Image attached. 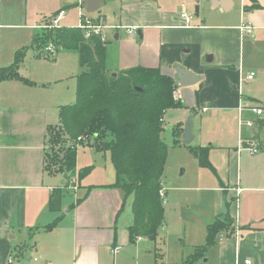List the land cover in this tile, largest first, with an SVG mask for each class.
<instances>
[{
	"label": "crops",
	"instance_id": "crops-1",
	"mask_svg": "<svg viewBox=\"0 0 264 264\" xmlns=\"http://www.w3.org/2000/svg\"><path fill=\"white\" fill-rule=\"evenodd\" d=\"M110 1L117 7L112 13L119 22L108 25L106 14L99 12L92 16V12L84 10L83 0H61L59 8L43 16L30 10V0H0V70L12 67L14 72L0 80V264H6L9 257L13 258V264H117L129 252L130 264H165L158 249L155 248L154 256L142 252L141 245L149 248L151 240L138 237L130 242L127 228L132 222L118 229V218L125 206L122 207L123 193L117 188L98 187L113 183L111 174L83 185L82 192V179L71 190L70 183L64 184L65 174L44 169L46 129L49 124H55L49 121L48 115L56 111L58 117L59 107L74 101H63L64 95L57 86L66 76L52 77L51 73L56 70L37 63L43 60L54 64L66 58L65 55H76L79 71L74 75L75 101L77 75L81 70L76 51L57 50L49 44L54 50L49 52L45 50L49 45H37L34 38L53 28L75 27V23L64 22L57 27L50 26L60 10L66 15L74 8L102 26L98 35L105 41L108 72L117 73L134 66L158 67L162 74L174 79V67L180 66L200 76L193 85L180 87L183 107L172 115L170 134L174 136L176 131L174 139L183 144L184 122L192 113L191 144L210 147L208 159L214 168L212 171L197 162L193 169V189L201 194L198 199L211 196L212 201L205 215L194 224V232H198V239L193 241L194 252L180 264H245V260L264 264V154L257 156L263 159L261 162L242 158V149L251 154L261 149L257 137L264 130L260 122L264 107L253 105L254 96H248L251 107L241 105L243 82L259 84L264 74V58L246 60L247 42L243 40L245 36L249 41L259 36L264 43V0H243L242 11L246 13L247 23L240 24L199 23L186 11V4L171 8L170 0H104L98 10ZM211 2L217 13H229L235 8L234 0ZM28 9L34 14L28 16ZM184 10L190 16L188 22L180 18ZM243 26L250 29L244 30ZM130 27L135 28V34L129 33ZM106 28L115 31L114 40L119 44V54L111 65L107 62L109 44L103 35ZM120 28H124L125 40L121 38ZM9 30L22 32L17 37L15 33H8ZM256 31L262 32L257 35ZM5 37L11 41L6 43ZM251 71L254 76L247 79ZM53 78L57 79L49 81ZM256 108L262 111L261 115L253 111ZM247 110L258 118L259 124L248 138L242 137L239 127V118ZM231 111H236L231 131L221 128L211 134L205 129L208 123L225 120ZM247 125L253 123L249 121ZM230 132L233 136L237 134L236 143H231L234 138ZM233 144L236 146L230 147ZM254 146L257 150L251 152L249 148ZM98 166L94 164L93 168ZM110 168L114 174L113 165ZM186 171L182 169L180 175ZM87 186L94 187L85 197ZM162 187L166 204L163 181ZM52 194L60 197L59 209L48 208ZM227 214L231 225L195 257V250L205 245L208 225ZM165 219L164 207L161 227Z\"/></svg>",
	"mask_w": 264,
	"mask_h": 264
},
{
	"label": "trees",
	"instance_id": "trees-1",
	"mask_svg": "<svg viewBox=\"0 0 264 264\" xmlns=\"http://www.w3.org/2000/svg\"><path fill=\"white\" fill-rule=\"evenodd\" d=\"M34 40L37 45L76 51L81 70L76 101L60 106L58 122L47 126L44 169L65 174L67 186L74 175L81 180L93 168H76L80 143L86 142L96 152H108L115 180L98 187L119 189L123 193L122 207L127 196L132 197L133 217L127 228L130 242L138 237L153 241L164 221L165 198L160 195L168 152L161 136L164 114L182 105L172 97L174 79L162 74L158 67L143 66L121 70L113 76L106 68L105 41L98 34L86 38L77 26L46 30L36 34ZM13 74L12 67L1 69L0 80ZM135 86L142 91H136ZM260 122L264 125V116ZM189 146L199 166L214 171L208 159L210 147ZM92 187H86L85 197ZM59 201L60 197L52 194L48 208L59 209ZM231 221L227 214L209 224L205 245L195 250V257L212 245Z\"/></svg>",
	"mask_w": 264,
	"mask_h": 264
},
{
	"label": "rangeland",
	"instance_id": "rangeland-1",
	"mask_svg": "<svg viewBox=\"0 0 264 264\" xmlns=\"http://www.w3.org/2000/svg\"><path fill=\"white\" fill-rule=\"evenodd\" d=\"M171 1V8H176L181 4H186V11L192 15V18L199 23H207V24H233V23H241L245 22L246 13L242 10V1L243 0H234L235 1V8L233 11L227 13H217V11L212 6L211 0H199L197 3L195 0H170ZM61 5V0H30V10L38 11L40 16H43L50 11H53L56 8H59ZM195 5H198V15H195ZM115 3L110 1L106 3L100 10L90 13L92 16L97 15L99 12L106 14L107 24H114L118 23L119 20L117 17H114L112 11H117V7H115ZM28 9V16L29 14H34ZM245 10V9H244ZM67 11V10H66ZM85 12V11H84ZM83 11H80L79 8H74L73 11H67V14L64 18L58 21L56 26H60L61 23H75L74 26L80 21L81 15ZM86 17L95 25H99L98 22H95L89 15ZM30 18H33L30 15ZM56 18V16H55ZM41 24V23H40ZM106 24V25H107ZM42 25V24H41ZM102 28L100 29V32ZM8 33H15L14 36H17L22 32V30H9ZM120 32L123 34L121 38L124 40L126 39V33L124 28H120ZM262 31L257 32L256 34H260ZM115 31L112 28H106L103 30L104 37L107 38L108 46V64H113V59L119 54V44L114 40L113 34ZM101 34V33H100ZM264 34V33H263ZM252 38V37H251ZM247 36L243 38L245 40L246 46L244 48V55L246 60H261L264 58V43L262 39L258 37H253L251 41ZM6 43L10 42L11 40L5 37ZM27 41L26 43H28ZM256 43L258 46H255ZM1 43L4 44V38L1 40ZM50 46V45H49ZM3 51V50H2ZM1 51V53H2ZM66 58H60L57 60L56 63L51 64L47 63L46 61H39L37 64L42 65L44 67L53 68L56 70V73H51L52 77L63 78V75L66 77L59 81L57 86L58 89L63 93L64 99L63 101H74L75 102V78L74 75L79 71L78 68V59L77 56L74 54L65 55ZM264 61V60H263ZM264 64V62H263ZM264 68V66H262ZM264 70V69H263ZM258 73V72H257ZM258 74L257 77H259ZM263 78H259V84L255 83H245L243 82L242 87V106L243 107H251V101L249 97H253L256 102L253 105L264 107V74ZM57 78L50 79L49 81H53ZM55 84V83H53ZM52 84V85H53ZM247 91V92H246ZM249 93V94H248ZM73 102V103H74ZM180 107H183L182 105ZM171 108L166 111L164 117V131L162 137L165 139V144L168 147L167 158L165 162V170L163 173L162 181L163 186L167 190L166 196V204L165 207V223L164 225L158 230L156 238L151 241L150 247L145 248L141 245L142 252L147 253L146 256H154L155 248L158 249L159 252L162 254V262L165 264H180L183 258L194 252L195 247L193 246L194 239H198V232H194V224L198 223L201 220V217L205 215L208 211L211 196L207 198H200L201 194L193 189L192 178H193V169L197 166V161L194 157L193 151L191 149L192 144L184 145L181 144L178 140L174 138L177 137L176 135H171L170 132L172 131V115H175V112H178V108ZM52 112V109L49 110ZM235 114L236 111H231L227 113V118L220 122H212L208 123L205 129L213 134L214 130L223 129V131H231V127H233V123L235 122ZM188 117V115H187ZM186 117V119H187ZM199 117V115L197 116ZM49 121L52 123L58 122L57 112L54 111L49 113L48 115ZM185 119V120H186ZM257 117L252 114L251 110H247L244 116L239 118L240 121V129L242 130V137H250L254 132V129L258 127ZM251 121L253 123L252 126H248L247 123ZM231 136L234 138L231 143H236L238 140V136L235 133L234 136L230 132ZM260 143V150L257 154L250 153L248 150L242 149V158L243 160L253 161L256 160L257 162H261L263 159L258 158L257 156H261L264 154V130L259 133L257 137ZM236 144H233L235 147ZM241 146L240 148H242ZM233 149V148H232ZM253 159V160H252ZM96 161V162H95ZM99 164L97 169L92 168L90 172L85 175L81 180V191L84 192L83 185L87 183H95V181L99 180V177H106V173L111 174L113 181L115 180V173L111 172V160L110 155L108 152L100 153L94 151L92 147H89L86 143H82L77 147V155H76V167L80 166H87L90 165L93 167L95 164ZM105 165H109L108 167H104ZM186 168V173L180 175L182 169ZM75 181H68L69 188L71 190L75 189L74 187L77 186V176H73ZM72 179V178H71ZM102 179V178H101ZM163 191V187L161 189ZM73 193V192H72ZM80 193V192H79ZM164 194V193H162ZM211 197V198H210ZM198 199V200H197ZM131 202L132 197L129 195L125 199L124 209L118 218L117 227L118 229H123L126 227L128 223L132 222V210H131ZM195 237V238H193ZM197 237V238H196ZM203 239V232L201 235ZM132 248V246H131ZM123 249L121 252H123ZM206 251V250H205ZM204 251V252H205ZM111 259H112V255ZM130 256H125V260L122 263L117 264H130ZM110 258V257H109Z\"/></svg>",
	"mask_w": 264,
	"mask_h": 264
},
{
	"label": "built area",
	"instance_id": "built-area-1",
	"mask_svg": "<svg viewBox=\"0 0 264 264\" xmlns=\"http://www.w3.org/2000/svg\"><path fill=\"white\" fill-rule=\"evenodd\" d=\"M65 15V11L64 10H60V12L57 14L56 18L51 20V24L50 26L51 27H57L55 24L58 23V21ZM180 18L182 20H184L185 22H188L189 19H190V16L184 11H182L180 13ZM78 28H80L81 30H83L84 32V36L85 37H90L92 34H100V29L102 28V26L99 24V25H95L93 24L92 22H90V20L86 17L85 14L81 15V18H80V21L78 22V25H77ZM244 30H249L250 27L249 26H243L242 27ZM129 33H132V34H135V28H132L130 27L129 28ZM46 51H49V52H53V47L52 46H49L47 48H45ZM254 76V72H249L247 74V79H252ZM172 97L175 101H181L182 100V94H181V89H180V86L179 85H175L173 90H172ZM253 111L257 114V115H261L262 114V111L258 108L256 109H253ZM77 140L79 141L80 138H77ZM257 145V144H256ZM249 150L251 152H255L257 149L256 147L254 146L253 148H249ZM163 192L160 191V195L161 197H164V194H162ZM165 202V201H164ZM118 250V247H115L114 251H117ZM245 264H251V262L249 260H245L244 261ZM6 264H13V258L12 257H9Z\"/></svg>",
	"mask_w": 264,
	"mask_h": 264
},
{
	"label": "water",
	"instance_id": "water-1",
	"mask_svg": "<svg viewBox=\"0 0 264 264\" xmlns=\"http://www.w3.org/2000/svg\"><path fill=\"white\" fill-rule=\"evenodd\" d=\"M199 0H195L197 3ZM84 3V10L86 12H94L99 9V7L104 3V0H83ZM195 15H198V5H195ZM175 71V84L179 85L180 87L191 86L196 83L200 76L187 68H182L180 66L174 67ZM113 76L116 73H111ZM134 89L136 91H142V88L135 86ZM192 113L188 115L187 119L184 122L183 132H182V143L185 145L191 144L193 141V121H192ZM65 176V175H64Z\"/></svg>",
	"mask_w": 264,
	"mask_h": 264
}]
</instances>
